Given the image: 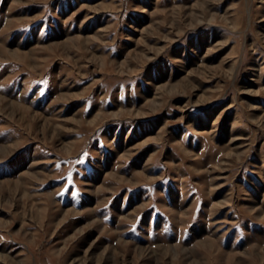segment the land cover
<instances>
[{
	"label": "rangeland",
	"instance_id": "374dc122",
	"mask_svg": "<svg viewBox=\"0 0 264 264\" xmlns=\"http://www.w3.org/2000/svg\"><path fill=\"white\" fill-rule=\"evenodd\" d=\"M0 264H264V0H0Z\"/></svg>",
	"mask_w": 264,
	"mask_h": 264
},
{
	"label": "snow or ice",
	"instance_id": "6c2138e0",
	"mask_svg": "<svg viewBox=\"0 0 264 264\" xmlns=\"http://www.w3.org/2000/svg\"><path fill=\"white\" fill-rule=\"evenodd\" d=\"M70 179V178H69Z\"/></svg>",
	"mask_w": 264,
	"mask_h": 264
}]
</instances>
